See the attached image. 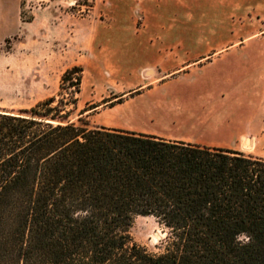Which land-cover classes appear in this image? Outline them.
<instances>
[{"label":"trees","instance_id":"1","mask_svg":"<svg viewBox=\"0 0 264 264\" xmlns=\"http://www.w3.org/2000/svg\"><path fill=\"white\" fill-rule=\"evenodd\" d=\"M83 69L0 110V264H264V159L79 126ZM137 217L168 230L165 252L133 241Z\"/></svg>","mask_w":264,"mask_h":264},{"label":"crops","instance_id":"2","mask_svg":"<svg viewBox=\"0 0 264 264\" xmlns=\"http://www.w3.org/2000/svg\"><path fill=\"white\" fill-rule=\"evenodd\" d=\"M212 4V0H96L90 15L82 19L91 25L87 63L107 68L120 83H129L135 70H153L157 84L141 94L121 93L122 103L103 110L113 121L97 124L98 114L87 111L93 127L244 153L241 145L249 140L259 148L253 155L264 159V69L201 65L220 52L218 44L226 32V0ZM212 6L219 8L217 17L210 16ZM18 7L19 0H0V31L13 27L11 15H17ZM77 28L72 29L73 37ZM174 73L180 74L183 91L166 87Z\"/></svg>","mask_w":264,"mask_h":264},{"label":"rangeland","instance_id":"3","mask_svg":"<svg viewBox=\"0 0 264 264\" xmlns=\"http://www.w3.org/2000/svg\"><path fill=\"white\" fill-rule=\"evenodd\" d=\"M95 3L96 0H19L17 15H11L13 27L0 31V110L17 113L57 96L63 73L75 65L84 68L79 109L73 115L79 126H94L86 116L92 109L98 114L95 123L113 121L111 113L103 110L112 106L121 93L140 92L137 95L157 84L153 70H135L129 83H120L107 68L87 63L91 25L82 19L90 15ZM226 5V32L218 44L220 52L206 57L201 65L213 62L264 69V0H226ZM218 10L212 6L210 16L217 17ZM76 27L79 35L73 37L72 29ZM177 73L172 76L177 80H170L166 87L180 92L185 87ZM79 112L83 114L79 116ZM241 147L246 154L259 152L255 144L249 145V140L243 141ZM167 232L153 217H137L130 234L134 242L158 255L166 250Z\"/></svg>","mask_w":264,"mask_h":264}]
</instances>
